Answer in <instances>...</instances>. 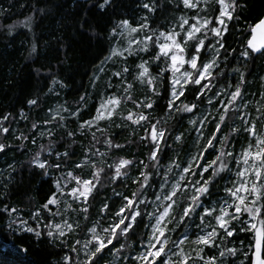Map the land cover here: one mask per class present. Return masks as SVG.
<instances>
[{
  "label": "snow or ice",
  "instance_id": "6c2138e0",
  "mask_svg": "<svg viewBox=\"0 0 264 264\" xmlns=\"http://www.w3.org/2000/svg\"><path fill=\"white\" fill-rule=\"evenodd\" d=\"M18 7L0 37L24 36L31 84L0 112V158L13 153L0 230L20 251L45 248V264H264V13L245 31L249 0ZM37 178L49 185L38 205Z\"/></svg>",
  "mask_w": 264,
  "mask_h": 264
},
{
  "label": "trees",
  "instance_id": "16d2710c",
  "mask_svg": "<svg viewBox=\"0 0 264 264\" xmlns=\"http://www.w3.org/2000/svg\"><path fill=\"white\" fill-rule=\"evenodd\" d=\"M11 2L12 0H0V5L10 7ZM14 2L17 6L12 7L11 15L7 19L0 17V24L18 23L24 19V15H21L23 10L18 7L22 0H14ZM249 2L251 7L249 12L245 14L247 19H242L237 24V28L245 31L248 25L254 23L261 13H264V0H249ZM24 39L23 35H19L13 43H10L8 39L0 37V112L17 107L21 92L31 84V67L25 66L24 56L26 53L20 50ZM230 39L234 42L235 37ZM73 61L75 62L70 61L72 68L80 69L79 74L75 75V88L79 89L81 84L84 88H87L88 79L81 67L85 63V56L77 51L73 55ZM41 63H45V61L41 60ZM260 70H264V58L257 61V71ZM69 99L71 100V97ZM15 155L19 156L18 153ZM12 156L13 153H9L7 157L0 158V164H3L6 159H11ZM25 183L27 184L28 181L26 180ZM48 188L49 185L42 183L39 178L32 182L30 194L36 205L44 200V194L47 193ZM14 202L19 204L18 198ZM25 203H27V198ZM240 238H245L244 234H241ZM238 242L237 240V244ZM245 242L247 243V239H245ZM19 246L20 241L17 237L6 230H0V264H45L48 258L45 248L30 246L25 254L20 251Z\"/></svg>",
  "mask_w": 264,
  "mask_h": 264
}]
</instances>
